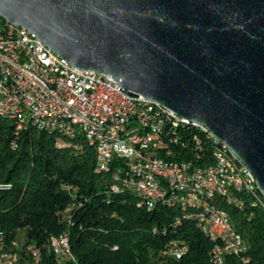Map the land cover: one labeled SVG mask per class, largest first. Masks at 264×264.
I'll list each match as a JSON object with an SVG mask.
<instances>
[{
  "label": "water",
  "instance_id": "water-1",
  "mask_svg": "<svg viewBox=\"0 0 264 264\" xmlns=\"http://www.w3.org/2000/svg\"><path fill=\"white\" fill-rule=\"evenodd\" d=\"M0 17L204 125L264 195V0H0Z\"/></svg>",
  "mask_w": 264,
  "mask_h": 264
},
{
  "label": "trees",
  "instance_id": "trees-1",
  "mask_svg": "<svg viewBox=\"0 0 264 264\" xmlns=\"http://www.w3.org/2000/svg\"><path fill=\"white\" fill-rule=\"evenodd\" d=\"M15 131L0 116V230L8 242L23 231L21 246L41 247L48 264H57L48 241L62 232L75 259L67 264H211L213 243L195 221L182 219L178 207L148 210L136 194L113 192L118 182L111 171L95 173L94 146L84 137L60 146L62 138L31 126ZM182 152L199 166L212 164L209 154L201 161L195 149ZM238 196L240 208L220 206L245 240L247 262L227 256L224 264H264V197L259 191ZM173 240L187 246L180 258L163 254Z\"/></svg>",
  "mask_w": 264,
  "mask_h": 264
},
{
  "label": "built area",
  "instance_id": "built-area-1",
  "mask_svg": "<svg viewBox=\"0 0 264 264\" xmlns=\"http://www.w3.org/2000/svg\"><path fill=\"white\" fill-rule=\"evenodd\" d=\"M119 88L120 83L112 77L73 67L47 49L35 34L34 38H27L25 34H17L7 21L0 20V108L18 110L20 118L26 119V126L33 125L28 122V114L55 119V126L64 127L61 116L75 117L82 122V129L78 130L95 137L98 134L92 131V124L103 123L101 133L121 134L126 139L127 147H134L145 157H150V166H156L157 170L175 182L184 181V189H189V196L191 187H201L203 183L220 186L215 180L216 166H199L192 158H182L186 153L182 151L189 148L196 150L198 160L204 161L206 154L198 135L185 131V125H178L180 116L169 109L170 120H174L176 131H168L166 125L161 124L160 117L149 114V111L139 112L132 105V98H146L141 95H119ZM146 136H154V143H146ZM172 139L183 140L184 148H172ZM58 143L66 142L56 140ZM104 146L108 145L101 144L98 149ZM157 156L170 157V164L159 165ZM102 161L119 163L121 168L130 171L133 182L141 185V188L152 190L153 203L181 200L182 196L167 197L168 188L150 176H144L143 165H134L127 156L102 157ZM236 164L246 167L237 160ZM225 196L239 200L237 193L232 191H225ZM199 197L196 196V200ZM145 205L152 204L141 203V206ZM202 207L214 208V205L202 204ZM200 219L211 224L217 237L228 238L229 244L236 248V257L241 261L247 258L246 253L240 252V243L245 240L235 228L234 231H227L221 222L209 220L207 216ZM56 236L65 264L69 261L75 263L68 233L62 232ZM186 250L185 244L173 240L163 250V254L180 258ZM209 257L211 262V259L227 256H221L217 248L216 252H209ZM0 264L48 263L43 260L41 247L34 243L21 246L18 240L8 242L0 230Z\"/></svg>",
  "mask_w": 264,
  "mask_h": 264
},
{
  "label": "bare ground",
  "instance_id": "bare-ground-1",
  "mask_svg": "<svg viewBox=\"0 0 264 264\" xmlns=\"http://www.w3.org/2000/svg\"><path fill=\"white\" fill-rule=\"evenodd\" d=\"M12 28L17 34H25L27 38H34V33L27 29L15 26H12ZM45 46L47 49H50L46 44ZM119 95H128V93H125L122 88H119ZM132 105L139 112L149 111V114L160 117L161 124L166 125L168 131H176V124H174V120H170V110L166 107L154 103L151 100L140 98H132ZM0 116L10 119L18 133L31 126L48 134L57 135L63 139L62 141L80 136L84 137L88 144L94 146L95 173L100 174L111 171L114 180L118 182V186L113 188V192L128 190L136 194L139 198L141 197L140 199L145 204H152L146 205L148 210L153 209L157 204L178 207L181 210L182 219L195 221L203 234L212 241L213 245L210 252H216L218 248L221 256H236V248L229 244L228 238L217 237L216 232L211 229V224H207L204 219L200 218L207 216L209 220L221 222L227 231H234V225L231 219L220 204L240 208L243 200L240 198L239 200H233L231 196H225V191L237 193V196L239 193L247 195L250 193L255 194L256 191L261 193V191L257 188L255 178L249 169L236 164V160L237 162H243L228 148L224 141L215 137L204 125L182 117L178 118V125H185V131L198 135V139L204 147L205 154H209L212 159V166H216L215 180L220 186L203 183L201 187H191L189 196V189H184V181L175 182L167 174H163L162 171L157 170L156 166H150V157H145L134 147H127L126 139L122 138L121 134L101 133L103 131V123L92 124V131L94 134H98L95 137L78 130L82 129V122L75 117L61 116V123L65 124L64 127L55 126V119H46L45 116H37L35 114H28V122L33 125L26 126V119L20 118L19 111L13 109L0 108ZM176 116L178 115L176 114ZM146 143H154V136H146ZM101 144H107L108 146L98 149ZM58 145L64 146L65 143H58ZM181 145H184L183 140L172 139V148H177V146L180 147ZM108 156L109 158H125L127 156L133 160L134 165H143L144 176H150L155 182L167 187V197L182 196L181 200L154 201L153 203L152 190L141 188V185L133 182V174L121 168L119 163L102 161V157ZM234 157H236V160ZM157 163L159 165L170 164V157L157 156ZM196 196H200L199 200H196ZM261 196L264 197L262 193ZM241 197L243 198L242 195ZM202 204H213L214 208L202 207ZM48 242V252L55 257L57 264H61L63 257L58 247L57 236L51 237ZM246 251V243L241 242L240 252L246 253ZM242 260L247 262L246 258H242ZM224 262L225 258L211 259V264H224Z\"/></svg>",
  "mask_w": 264,
  "mask_h": 264
},
{
  "label": "rangeland",
  "instance_id": "rangeland-1",
  "mask_svg": "<svg viewBox=\"0 0 264 264\" xmlns=\"http://www.w3.org/2000/svg\"><path fill=\"white\" fill-rule=\"evenodd\" d=\"M17 238H18L17 240L22 243L24 241V232L23 231H19ZM61 264H65V262L62 260Z\"/></svg>",
  "mask_w": 264,
  "mask_h": 264
}]
</instances>
